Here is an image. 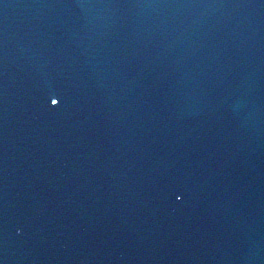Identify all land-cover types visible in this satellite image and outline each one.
I'll list each match as a JSON object with an SVG mask.
<instances>
[{"label": "water", "instance_id": "95a60500", "mask_svg": "<svg viewBox=\"0 0 264 264\" xmlns=\"http://www.w3.org/2000/svg\"><path fill=\"white\" fill-rule=\"evenodd\" d=\"M2 156L0 264H264V0H0Z\"/></svg>", "mask_w": 264, "mask_h": 264}, {"label": "snow or ice", "instance_id": "6c2138e0", "mask_svg": "<svg viewBox=\"0 0 264 264\" xmlns=\"http://www.w3.org/2000/svg\"><path fill=\"white\" fill-rule=\"evenodd\" d=\"M54 104H59L60 103V101H58V100H53L52 101Z\"/></svg>", "mask_w": 264, "mask_h": 264}]
</instances>
